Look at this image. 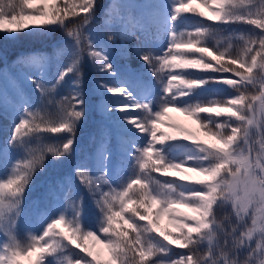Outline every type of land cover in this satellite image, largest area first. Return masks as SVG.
I'll use <instances>...</instances> for the list:
<instances>
[{"label":"snow or ice","instance_id":"obj_1","mask_svg":"<svg viewBox=\"0 0 264 264\" xmlns=\"http://www.w3.org/2000/svg\"><path fill=\"white\" fill-rule=\"evenodd\" d=\"M211 2L217 7L208 14V20L250 24L259 29L260 34L241 37L242 47L233 52L231 36L216 47L202 46L207 37L218 29L198 27L194 32L179 33L169 29L168 47L159 56L146 51L137 53L161 87L162 95L155 102V110L147 94L137 99L126 83L109 85L98 81L99 88L119 101L104 100L99 106L100 111L104 114L113 110L125 113L126 122L145 134L148 140L144 146L132 143L131 151L129 147H122L121 150L132 160L131 174L127 179L121 176L116 186L110 183L107 176L110 159L107 138L98 148L100 171L97 175H89L87 169L76 166L75 177L87 189L102 214L96 232L82 231L79 219L81 199L72 197L71 179L67 178L69 188L64 191L63 200L65 211L71 207L72 219H66L61 212L59 218L47 224L41 235H29L28 242L21 247L11 230L16 217L20 215L18 206L25 186L33 171L42 166L46 154L59 158L71 150L76 123L85 113V97L80 90L79 64L82 57L86 54L98 71L116 76L106 48L97 46L89 35L98 7L97 0H80L78 5L71 6L65 3L63 9L55 8L50 12L36 10L41 17L39 25H59L73 41L70 63L58 75L57 83L69 72H74L77 76L74 81L76 87L61 98L59 111L54 117L41 116L39 111L24 107L18 122L13 125L7 141L8 146L13 148L23 138L44 131L53 134L67 132L68 138L32 155L22 168L17 164L12 175L0 182V216L4 211L13 213L5 227L8 241L0 249V264H19L20 257H31L33 254L34 264H45L47 257H53L48 264H53V261L54 264H264V0H261L258 8L251 0ZM208 3L209 0H202L205 8ZM26 8H31V0H19V4L11 0L4 4L0 0V28L5 22L15 25V29H4L5 33L11 34L30 27L25 21L31 20L32 15L26 14ZM193 11L190 3L177 0L169 19L176 21L181 14ZM199 15L204 17L205 13ZM103 36L108 42L118 38L112 32H104ZM3 56L0 53V58ZM44 59L43 53L20 55L15 63L39 66ZM186 70L217 73V77L209 79L229 86L233 95L230 98L211 99L203 104L177 106L179 97L209 82L207 79L184 77L182 73ZM29 80L36 84L41 93V106L54 102L51 94L55 85L46 87L33 77H29ZM6 103L12 104L9 99L5 100L3 89H0V117L5 114ZM133 110L134 116L126 115ZM173 110L189 117L203 132L198 135L181 124H166L171 120L168 113ZM202 119H210L211 126ZM165 125L170 131L164 130ZM250 133L260 137L257 141L259 151L251 145ZM200 135L209 137L213 142L201 140ZM177 139L192 141L198 148V154L180 162L167 159L162 154V147L166 142ZM122 143L127 144V141ZM243 145L249 146L245 149ZM123 163L126 165L127 161ZM153 172L178 178L189 186L186 191H178L173 181L161 182L153 177ZM173 173H195L202 179L183 174L173 177ZM57 187L63 188V185L57 182ZM50 194L54 198L58 196L55 191ZM5 196L12 198L10 203H5ZM224 207L230 208L229 216L234 214L235 221L218 220L217 210ZM181 208L189 212L179 211ZM162 216L169 218L174 232L161 230L159 220ZM249 219L251 226L248 225ZM60 224L67 231H56V226ZM101 233L103 235L98 240L97 236ZM148 234H156L163 244L154 245L147 238ZM81 240L103 243L109 258L101 260L99 254ZM62 242L79 249L84 256L57 259L56 254L63 250ZM170 248L186 251L168 257ZM242 252H247V256L241 260L237 256Z\"/></svg>","mask_w":264,"mask_h":264},{"label":"trees","instance_id":"obj_2","mask_svg":"<svg viewBox=\"0 0 264 264\" xmlns=\"http://www.w3.org/2000/svg\"><path fill=\"white\" fill-rule=\"evenodd\" d=\"M198 0H190L194 13L181 14L175 22L174 31L194 32L198 27L207 29H218L219 31L210 34L202 43V46L216 47L223 44L226 37L231 36L230 43L232 51L237 52L243 45L241 37H247L249 34L259 35L260 30L246 23H219L217 21L208 20L207 16L217 7L209 0L208 7L201 8L197 5ZM202 3V0H199ZM10 0H3L4 4H8ZM19 4V0H11ZM253 4L259 7L261 0H251ZM65 3L70 6L79 4L80 0H31V8H26V14H31L32 19L25 21L30 27L22 32L5 33L4 29H15V25L4 23L0 28V89H3L4 98L12 103L5 104V114L0 117V182L7 180L13 173V169L17 164L23 167L24 163L31 159L32 155L38 154L42 150H46L48 146H56L62 141L67 140L68 133H51L40 132L36 135H29L22 139L17 147H10L7 144L9 137L13 131V125L18 122L19 114L24 107L29 110L39 111L41 116L54 117L59 111V101L62 97L69 95L76 85L74 81L77 76L74 72H69L64 78L57 83V77L60 72L70 63L69 53L73 47L71 38L64 36L63 32L56 30L57 25H39L41 12H50L55 8L63 9ZM98 7L95 16L91 22L92 27L89 31L90 38L97 45H103L107 50V56L110 59L116 76H110L97 70V67L86 56H83L79 64L81 84L80 90L85 97V113L80 121L76 123L75 136L71 150L64 156L53 158L48 153L42 166L35 169L32 176L25 186L21 196V203L18 206L20 215L16 217V223L12 227V235L16 241L23 247L28 242L29 235H41L47 224L52 219L59 218L61 212L64 213L66 219H72V210L69 206L65 211L63 200L64 191L68 190L69 184L67 178L71 179V191L73 198L81 199V215L80 227L83 230L96 232L101 222V213L96 207L92 196L87 189L80 184L75 177V168L80 166L89 171V175L95 176L100 171V160L97 155L99 146L107 138V151L110 153L107 176L113 186L117 185V181L123 172L131 170L132 160L123 152L122 147H129L135 143L137 146H144L148 140L145 134L139 133L132 124L126 122L125 113L113 110L111 113L104 114L100 111V104L107 100L109 102H119L118 98L109 96V94L98 87V81H104L111 85L121 83L127 85V88L136 96V86L138 82L151 85L148 75L144 72L145 62H137L133 56L129 46L136 44L141 51L151 52L153 55H160L167 47L164 44L165 25L163 21V10L152 3V0H97ZM256 11V8L252 9ZM204 12L205 16L201 17L199 13ZM10 18V17H9ZM7 19V18H6ZM43 30V31H41ZM104 32H112L117 34V39L108 42L103 36ZM24 36H29L24 39ZM23 38V39H22ZM35 53H43L46 59L40 62L35 75H33L30 65H21L15 63L20 55H28L27 50L33 49ZM182 75L189 79L205 80L209 82L201 87L192 90L184 99V106L193 104H203L211 99L230 98L233 90L218 82H213V77H217V73L202 70H186ZM29 77L35 78L36 81L42 83L46 87L55 85V89L51 94L54 96V102L41 106V93L37 90L36 84L29 80ZM251 94V93H249ZM42 108V110H41ZM134 116L135 110L126 114ZM204 117V114H201ZM223 119V118H221ZM173 122L183 125L198 135L203 129H198V125L193 123L189 117L173 118ZM211 126L210 119L203 120ZM170 131V130H169ZM254 132V130H253ZM201 140H207L212 143L209 137L200 135ZM258 135L250 133V143L257 151L260 144ZM127 141V144H123ZM249 145H243L247 149ZM162 154L172 162H180L186 157L198 154V148L192 141L177 139L175 141L166 142L162 147ZM123 161H127L125 165ZM191 163V162H189ZM192 176L196 179L195 173H173V177L180 175ZM153 177L161 182L173 181L174 187L177 188L178 178L164 177L160 173L153 172ZM57 182L63 185V188L57 187ZM107 190V189H105ZM55 191L58 196L54 198L50 193ZM11 197H4V201L10 203ZM181 212H189L188 209H179ZM230 208L224 207L217 210V218L222 222L228 219L235 221L234 214L230 217ZM8 212V211H7ZM0 216V249L7 243L8 237L5 235V227L9 220ZM191 214V213H189ZM46 218L44 221L43 219ZM122 223V222H121ZM161 230L168 229L166 220L162 216L159 220ZM251 226V220H248ZM120 225H114L118 227ZM126 227V225L124 226ZM56 231H67L63 224L56 226ZM230 230V229H229ZM171 231V230H170ZM173 231V230H172ZM175 231V228H174ZM103 234H98L99 240ZM147 238L156 246L163 244L162 239L156 234H148ZM257 238L259 236L257 235ZM85 243L94 253L99 254L101 260H107L108 252L103 243L93 240L80 241ZM222 242V241H221ZM254 246V243H253ZM62 251L56 254L57 259H63L67 256L75 259L84 256L79 249L74 248L66 242H62ZM186 250L170 248L168 257L173 254L184 252ZM247 252L238 254V259H244ZM167 258V257H158ZM35 254L33 256H22L19 258V264H34ZM53 257H47L45 264ZM54 264V261H53Z\"/></svg>","mask_w":264,"mask_h":264},{"label":"rangeland","instance_id":"obj_3","mask_svg":"<svg viewBox=\"0 0 264 264\" xmlns=\"http://www.w3.org/2000/svg\"><path fill=\"white\" fill-rule=\"evenodd\" d=\"M189 1L190 0H184V3L186 4ZM175 2H177V0H152V3L153 4L157 5V7L159 9L163 10V12H162V14H163L162 18H163L164 25H165L164 44H165L166 47H168V42H169V37H168L169 29H172L174 31V29H175V25L174 24L177 21V20L176 21H170V19H169L170 16L173 14L172 13V8L174 7ZM196 3H197V5L199 7H201V8L203 7V4L199 0ZM191 13H194V12H191ZM80 15H83V13H80ZM56 30H58V32H63V29L60 28L59 25L56 26ZM41 31H43V30H41ZM63 34H64V36L66 35L65 31H64ZM28 37L29 36H24L23 38L26 39ZM65 37L69 38L68 36H65ZM129 48H130L133 56L137 60V62H142L143 60H141L140 57H139V55L137 54L139 51H141V49L138 48V46L136 44H131L129 46ZM27 53H28V55L37 54V53H35L34 48L33 49H28L27 50ZM156 56H159V55L156 54ZM144 64H146V63H144ZM30 66L32 68L33 75H35V73L37 71V68L39 66H37L36 64H30ZM144 72L148 75V80L151 82V85L150 84H147V83H144L143 84L141 82H138V84L136 86V96L135 97L137 99H141V98H144L145 94H147V98L148 99H151L153 101V110H155L156 109V103L155 102L159 98V96L162 95L161 87L158 84V82L155 80V78L152 76L151 72L148 70V65L147 64L145 66ZM191 92H192V90H191ZM186 96L179 97L177 99V101H176L177 106H184L183 99ZM168 116L171 118V120L170 121H167L166 124L169 123V122H173V118L174 117L176 119L181 118V117H187L186 115H184V114H182L180 112L174 111V110L173 111H170L168 113ZM164 130L169 131L170 129H168L166 127V125H165L164 126ZM130 174H131L130 171H126V172H123V174L121 176H123L124 179H127V177ZM121 176L119 178H117L118 179V181H117L118 183L120 181ZM188 186L189 185H187V182H182V181H179V180L177 181L178 191H186ZM5 203L7 204L8 202L6 201ZM4 212H7V211H4ZM5 214H6L5 217L7 218V220H9V219L12 218V215H13L12 212H7ZM163 217H164V220H166L167 226H169L170 230L171 231L173 230V232H174V227H173L172 224L169 223V218L167 216H163ZM43 220L45 221L46 218H44ZM38 234H39V232H36V235H38Z\"/></svg>","mask_w":264,"mask_h":264}]
</instances>
